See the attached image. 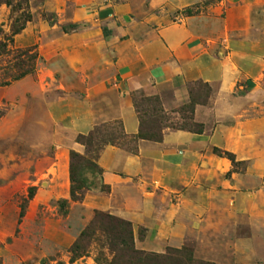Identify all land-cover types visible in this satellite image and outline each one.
<instances>
[{
  "label": "rangeland",
  "instance_id": "374dc122",
  "mask_svg": "<svg viewBox=\"0 0 264 264\" xmlns=\"http://www.w3.org/2000/svg\"><path fill=\"white\" fill-rule=\"evenodd\" d=\"M46 1L0 5L4 35L31 17L10 49L34 48L40 58L34 75L0 87V264H112L114 253L98 231L85 257L71 262L69 255L98 213L128 222L133 248L159 264H264V4L252 0L250 30L232 42L248 58L242 77L253 87L218 95V83L194 82L183 98H167L165 107L158 97L133 94L143 137L161 138L157 144L166 132L193 139L160 148V158L147 159L141 174L124 177L108 192L102 175L84 169L83 199L73 202L74 144L92 160L104 144L137 156L139 139L116 121L87 134L72 132L70 113L80 110L81 93L65 91L71 85L46 58L75 26L58 24ZM221 1L202 0L174 15L224 14ZM13 57L0 59V82L17 72ZM80 135H91V142L78 144ZM213 149L231 154L235 166ZM173 154L178 163L168 159Z\"/></svg>",
  "mask_w": 264,
  "mask_h": 264
},
{
  "label": "crops",
  "instance_id": "0c3cea01",
  "mask_svg": "<svg viewBox=\"0 0 264 264\" xmlns=\"http://www.w3.org/2000/svg\"><path fill=\"white\" fill-rule=\"evenodd\" d=\"M264 4V0H259ZM202 0H47L58 24L75 26L52 47L47 66L80 92V110L73 111L70 128L87 134L103 125L120 123L127 135L139 132L133 94L158 97L161 104L186 94L194 82L218 83V95L237 86L253 87L243 79L248 58L238 53L233 38L243 40L250 30L252 0H222L224 14L175 16ZM234 35V36H233ZM244 48V43H240ZM190 136L166 132L162 143L139 140L138 155L106 147L98 163L103 184L114 188L124 177L142 173L147 159L156 160L160 148L191 141ZM184 144V143H183ZM81 153L78 145L71 147ZM163 158V157H162ZM170 162L180 160L171 155ZM123 175V176H122Z\"/></svg>",
  "mask_w": 264,
  "mask_h": 264
},
{
  "label": "trees",
  "instance_id": "16d2710c",
  "mask_svg": "<svg viewBox=\"0 0 264 264\" xmlns=\"http://www.w3.org/2000/svg\"><path fill=\"white\" fill-rule=\"evenodd\" d=\"M3 4L6 6H10L11 2L10 0H0V5ZM30 18L31 17L29 15L25 16L23 18L24 21L21 25L12 26V28H10L9 36L4 35L3 30L0 29V59L3 57H10L14 54V57L12 59L15 66L11 68L16 69L17 71L14 75H7V78L3 76V79L6 78L7 81H1L0 87H7L10 84L20 81L27 76L34 75L36 72V65L40 58L38 57L34 48L16 51H12L10 49L13 44V38L20 35L22 31H24L25 25L31 20ZM134 108L136 110V114H138L139 112L137 111L135 104ZM138 118L140 122V130L137 136L133 137V139L159 143L161 141V138L153 140L151 138L142 136L140 114H138ZM89 142H91V135H80L77 138L78 144L87 145V143ZM106 146L107 145L104 144L99 147L95 152V158L92 160L86 159L85 157H82L78 153H75L73 151L70 152V198L73 202H80L83 199V191L86 189V185L81 178L84 169L95 170L99 176L102 175V171L97 166L96 160H98L100 153ZM130 153L135 154L136 150H132L130 151ZM213 154L219 157H226L231 161L230 163L235 166L233 156L228 152H220L217 149H213ZM102 191L108 192V186L102 185ZM97 231L106 237L107 246L109 247L108 249L110 252L114 253V261L112 264H159L157 259H152L151 257L138 252L133 248L131 226L128 222L114 219L102 213L96 214L95 219L92 221V223L81 232L78 239L69 249L71 262H74L75 260L86 256L85 254H87V249L93 241L95 233ZM117 259H123V261L125 262L118 263Z\"/></svg>",
  "mask_w": 264,
  "mask_h": 264
}]
</instances>
